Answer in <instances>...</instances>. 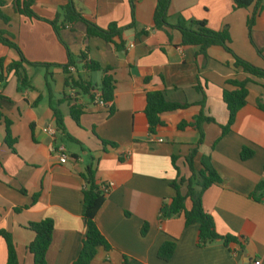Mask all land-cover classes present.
I'll return each mask as SVG.
<instances>
[{
  "label": "crops",
  "instance_id": "crops-1",
  "mask_svg": "<svg viewBox=\"0 0 264 264\" xmlns=\"http://www.w3.org/2000/svg\"><path fill=\"white\" fill-rule=\"evenodd\" d=\"M2 1L0 11L8 19L0 21L4 37L27 61L49 65H22L30 88H20L13 71L4 72L5 81L0 83V231L10 236L18 264H33L27 246L34 233L27 227L44 219L54 224L46 264L76 260L85 235L81 175L90 164L99 184H112L95 216L111 249L99 247L90 264H122L124 258L127 264H264V190L250 197L264 184V111L257 107V102L264 105V79L234 69L233 57L219 46L202 55L198 47L182 44L177 30L153 29L156 0L136 1L135 27L122 33V49L115 47L120 43L117 38L112 43L86 38L83 23L64 22V1L32 0L31 10L38 17L63 25L59 37L74 63L69 72L63 68L68 64L66 50L51 26L17 14L12 0ZM72 1L82 17L100 29L131 23L128 0ZM261 3L264 7V0ZM251 11L252 7L234 10L232 0H170L167 23L175 25L181 17L205 21L214 32L226 29L233 54L264 70V8L248 35ZM140 31L146 35H138ZM81 53L109 69L107 75L114 80L111 115L71 85L79 81L100 89L103 73L86 71ZM0 59L6 69L18 55L0 44ZM244 78L249 79L246 104L221 137L220 127L227 123L222 91L233 89L225 83ZM156 91L167 102L188 107L161 114V125L150 135L144 108L146 94ZM49 101L62 114L64 132L56 129ZM74 104L82 107L77 122L70 114ZM200 113L214 123L202 125L204 140L193 165L198 170L199 157H208L221 179L202 194V207L212 217L215 232L238 238L241 246L226 248L217 241L200 248L197 226H185L182 215L158 220L163 201L175 195L170 183L190 176L185 159L198 139L193 128L178 126L191 123ZM5 121L12 150L5 142ZM45 128L56 134L44 133ZM60 148L68 155L64 163L58 161ZM243 148L252 152L247 160L240 159ZM185 191L180 186L182 195ZM189 207L187 201L185 208ZM144 225L147 230L141 235ZM165 242L175 244L167 262L157 258ZM6 261L7 246L0 236V264Z\"/></svg>",
  "mask_w": 264,
  "mask_h": 264
},
{
  "label": "trees",
  "instance_id": "trees-1",
  "mask_svg": "<svg viewBox=\"0 0 264 264\" xmlns=\"http://www.w3.org/2000/svg\"><path fill=\"white\" fill-rule=\"evenodd\" d=\"M65 5L61 8L64 22L76 23L81 22L85 26L86 38H97L107 43H112L114 38H117L120 43L115 44L117 49L123 48L121 41L122 33L126 30L133 29L134 25V9L137 0H128L131 12V23L127 27L118 28L116 25L111 24L106 29H100L93 23L85 20L82 15L76 10L72 0H62ZM262 0H232L233 9H248L252 7L250 16L247 18L246 27L248 35H250L252 28L256 22V18L261 12ZM4 2L0 0V7ZM32 0H12L13 10L28 19L43 21L51 26L57 40L65 48L68 56V64L63 66L67 69L72 66L73 59L71 58L66 45L62 42L59 37V29L63 25L57 26V20L47 21L38 17L31 10ZM170 0H156V6L153 15V29L163 30L164 28H170L177 30L181 35V41L184 45L196 46L199 48L200 54L204 55L206 50L211 46H219L234 59V69L241 70L244 74L264 79V70L258 69L247 62L236 57L230 49V37L226 29H222L219 32L210 30L205 21H185L181 17L177 19L175 25H169L167 23V12L169 8ZM0 21L8 22V19L0 11ZM138 35H146L145 31H140ZM0 44L10 48L18 55V61L13 62L7 66L6 69L3 67V61L0 59V83L5 81L4 72L8 73L13 71L18 79L20 88L29 87L26 76L24 75L22 65L29 66H49L47 64L31 63L26 60L23 56L20 48L7 40L4 37V33L0 31ZM79 59L83 63V68L88 72H102L103 78L100 85L101 100L106 105L104 108L107 109L109 115L113 113V98H114V80L111 76L107 75L109 69L101 68L97 63L87 60L85 55L81 53ZM5 70V71H4ZM249 82L248 78L242 80L230 79L226 81V85L232 87V90L223 89L222 100L227 110V123L225 126H221V137L230 131L231 126L234 123L237 112L244 107L246 104L247 88L246 85ZM68 81H66V85ZM72 86L79 88L84 94H87L91 100H94L90 84L84 82H72ZM196 90L203 95V91L199 84L196 86ZM49 106L53 112V117L56 124V129L64 132L63 120L61 112L56 108L52 107L49 101ZM199 106H203L200 103ZM188 107V105H179L169 103L164 99L161 92H149L146 94V105L144 108V115L148 124V133L154 134L155 129L161 125L159 116L163 113L173 112L182 110ZM257 107L264 111V105L257 102ZM82 113V107L80 105H72L70 107V114L72 119L77 122L78 117ZM0 119L2 115L0 113ZM204 123H214V120L209 117H204L201 113L194 118L191 123H181L178 129L185 127H191L197 132V143L189 151L186 157V165L188 167L190 176L187 179L179 178L170 183L171 188L175 191L174 197L164 200L158 214V220L164 221L166 219L182 215L185 226L196 225L198 229L197 234V247H205L214 242H221L224 247L228 248L230 244L240 245L238 238L231 235L219 236L215 232L214 221L210 215H208L202 207V194L211 186L221 183L220 177L216 171L211 167L209 158L205 156L199 157V169L196 170L193 165V160L198 154V147L203 143L204 132L202 125ZM9 123L5 121V132H6V144L12 150V143L9 141ZM76 142V141H75ZM110 146H114L110 144ZM252 156V152L243 148L240 152V159L247 160ZM172 166L174 162L172 158ZM175 169V167H174ZM83 180L82 187V221L85 228L84 239L81 244L80 252L72 264H90L96 251L99 247L106 251L111 248L99 232L96 223L95 216L104 202V198L107 194L102 193L99 187V183L95 179V169L92 164L88 165L84 173L81 175ZM180 186H185V193H180ZM264 190V184H260L256 187L255 192L250 196L252 199L255 197L257 192ZM35 199V198H34ZM33 199V200H34ZM258 200V199H257ZM189 202V209L185 208V203ZM53 221L50 219H44L36 223H29L28 229L34 233V239L27 246V251L32 255L33 264H46L45 256L48 247L51 242L53 232ZM147 230V225H144L141 229V235H144ZM0 236L5 240L7 246V261L6 264H18L14 245L10 239V236L3 231H0ZM175 250V244L173 242L163 243L158 251L157 258L161 261L167 262L173 255ZM122 264H127V260L124 258Z\"/></svg>",
  "mask_w": 264,
  "mask_h": 264
},
{
  "label": "built area",
  "instance_id": "built-area-1",
  "mask_svg": "<svg viewBox=\"0 0 264 264\" xmlns=\"http://www.w3.org/2000/svg\"><path fill=\"white\" fill-rule=\"evenodd\" d=\"M67 70L69 72H73L74 69L73 67H68ZM92 95L94 97V102L100 106V107H105L106 105L104 104V102L101 100L100 96V89H93L92 90ZM43 132L50 135V136H54L56 134V130L52 129V128H45L43 129ZM161 142V141H159ZM58 161L59 163H64L66 161V159L68 158L67 153L65 152V150L63 148L59 149V154H58ZM100 190L102 191V193L104 194H108V192L110 191L112 184L110 183H103L99 185ZM253 264H259V261H254Z\"/></svg>",
  "mask_w": 264,
  "mask_h": 264
}]
</instances>
